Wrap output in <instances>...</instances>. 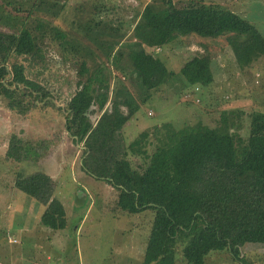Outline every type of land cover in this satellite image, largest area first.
I'll use <instances>...</instances> for the list:
<instances>
[{"label":"rangeland","instance_id":"rangeland-1","mask_svg":"<svg viewBox=\"0 0 264 264\" xmlns=\"http://www.w3.org/2000/svg\"><path fill=\"white\" fill-rule=\"evenodd\" d=\"M171 1L176 7L225 8L264 35V0ZM146 5L165 6L163 0H0V30L18 33L26 27L38 47L34 55L11 61L22 63L26 76L49 92L45 102L35 101L36 106L25 114L10 110L0 97V264L143 263L157 211L133 209L132 198L121 199L120 191L87 173L81 166L83 145L73 143L64 128V108L76 82H85L93 70L101 69L108 84L104 109H110L121 87H127L139 104L120 131L126 158L139 171L159 143L155 127L167 124L180 129L196 123L215 127L225 111H234L229 115L234 114L239 126L236 132L246 139L251 113L264 112V57L240 65L225 36L191 34L159 48L147 47L175 74L156 89L142 87L127 61L122 62L124 72L117 70L112 56L120 44L136 39L134 25ZM109 45H114L111 51ZM203 54L211 58V84L188 85L176 77L187 60ZM83 63L88 72L79 75ZM101 112L93 105L90 121L95 123ZM143 131H149L142 143L146 153L131 152L128 145ZM13 136L29 146L20 161L6 155ZM37 171L53 179L54 195L64 205L67 223L61 230L43 226L40 216L45 206L14 185L19 173ZM181 250L178 245L176 264H186ZM240 256L243 262L228 250L210 251L204 264H264V246L243 245Z\"/></svg>","mask_w":264,"mask_h":264},{"label":"trees","instance_id":"trees-1","mask_svg":"<svg viewBox=\"0 0 264 264\" xmlns=\"http://www.w3.org/2000/svg\"><path fill=\"white\" fill-rule=\"evenodd\" d=\"M163 1L162 8H143L133 29L136 39L120 44L112 56L119 71L124 72L122 62L127 61L147 91L175 76L147 47H162L178 36H225L236 61L244 66L264 57V35L239 14L213 5L176 7L171 0ZM112 48L109 45L108 51ZM37 49L30 29L0 30V97L10 110L21 114L34 108L35 101L45 102L49 92L26 76L22 63L11 59L32 56ZM211 65L209 55L195 56L176 77L188 85L207 86L213 81ZM101 71L95 69L85 82H76V91L64 108V128L73 143L83 145L81 166L87 173L120 191L121 199L132 198L133 209L157 211L142 264H176L178 245L186 264H204L205 256L217 250H228L243 262V245L264 246V112L251 113L246 139L236 132L239 126L234 114L229 115L234 111H225L215 127L202 123L180 129L167 124L155 127L159 143L139 171L126 158L120 135L139 104L127 87H121L110 109H104L108 84ZM87 72L81 64L79 75ZM93 105L102 110L95 123L89 118ZM148 132H141L128 145L131 152L146 153L142 143ZM28 147L13 136L6 155L20 161ZM14 185L45 206L40 216L43 226L65 228L66 210L54 195L55 183L49 175L19 173Z\"/></svg>","mask_w":264,"mask_h":264},{"label":"crops","instance_id":"crops-1","mask_svg":"<svg viewBox=\"0 0 264 264\" xmlns=\"http://www.w3.org/2000/svg\"><path fill=\"white\" fill-rule=\"evenodd\" d=\"M134 1H136V0H134Z\"/></svg>","mask_w":264,"mask_h":264}]
</instances>
